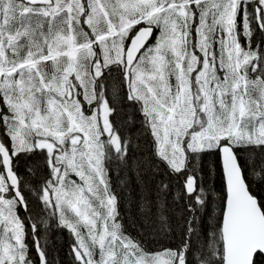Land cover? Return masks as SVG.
Listing matches in <instances>:
<instances>
[{
	"label": "snow or ice",
	"instance_id": "obj_1",
	"mask_svg": "<svg viewBox=\"0 0 264 264\" xmlns=\"http://www.w3.org/2000/svg\"><path fill=\"white\" fill-rule=\"evenodd\" d=\"M261 186L264 0H0V264H264Z\"/></svg>",
	"mask_w": 264,
	"mask_h": 264
},
{
	"label": "trees",
	"instance_id": "obj_2",
	"mask_svg": "<svg viewBox=\"0 0 264 264\" xmlns=\"http://www.w3.org/2000/svg\"><path fill=\"white\" fill-rule=\"evenodd\" d=\"M214 158H208V160L205 162V170H208V165L213 163ZM113 182L118 183L116 174L113 173ZM221 184L222 181L220 180L219 176L215 177V187L217 193H220L221 191ZM255 194L258 198L264 199V186L257 187L254 189ZM207 217H205V223H207ZM129 230L135 234V232L139 231L138 226H132L129 224ZM52 239L54 241V251L53 256L60 261V264H67L68 261V246H69V236L66 231L63 232H55L52 235ZM146 240L148 241L146 244L147 249L150 252H157L162 251L163 248L169 247L177 243V240L175 238H164L163 236H148L146 237Z\"/></svg>",
	"mask_w": 264,
	"mask_h": 264
}]
</instances>
